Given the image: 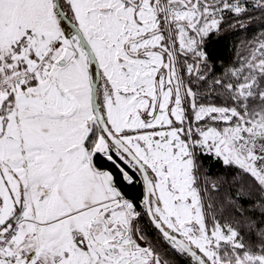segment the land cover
Wrapping results in <instances>:
<instances>
[{
  "label": "snow or ice",
  "instance_id": "obj_1",
  "mask_svg": "<svg viewBox=\"0 0 264 264\" xmlns=\"http://www.w3.org/2000/svg\"><path fill=\"white\" fill-rule=\"evenodd\" d=\"M255 13L0 0V264H264V32L206 47Z\"/></svg>",
  "mask_w": 264,
  "mask_h": 264
},
{
  "label": "trees",
  "instance_id": "obj_2",
  "mask_svg": "<svg viewBox=\"0 0 264 264\" xmlns=\"http://www.w3.org/2000/svg\"><path fill=\"white\" fill-rule=\"evenodd\" d=\"M254 16L256 18L251 22H245L246 27L235 24V18L226 17L221 32L219 34L214 32L207 39L206 47L218 65L217 71L221 63L226 64L235 59L239 53H245L249 42L264 32V17L259 13H255Z\"/></svg>",
  "mask_w": 264,
  "mask_h": 264
}]
</instances>
